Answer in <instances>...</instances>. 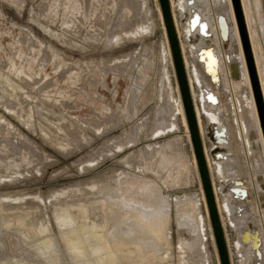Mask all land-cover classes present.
I'll return each mask as SVG.
<instances>
[{
    "label": "rangeland",
    "instance_id": "1",
    "mask_svg": "<svg viewBox=\"0 0 264 264\" xmlns=\"http://www.w3.org/2000/svg\"><path fill=\"white\" fill-rule=\"evenodd\" d=\"M171 2L230 262L256 264L243 235L264 234L233 95L225 77L224 90L210 82L185 16L190 8L213 24L212 1ZM231 2L213 0L217 15L238 25L227 51L240 57L242 49L247 60L251 83L239 79L235 97L252 128L255 98L264 135L252 45L241 2ZM203 44L220 49L216 35ZM198 75L219 95L218 108L207 106ZM220 121L229 132L225 162L214 156ZM145 182L159 201L143 193ZM205 199L159 0H0V264H220Z\"/></svg>",
    "mask_w": 264,
    "mask_h": 264
},
{
    "label": "bare ground",
    "instance_id": "2",
    "mask_svg": "<svg viewBox=\"0 0 264 264\" xmlns=\"http://www.w3.org/2000/svg\"><path fill=\"white\" fill-rule=\"evenodd\" d=\"M169 1L171 2V0H169ZM211 1H212L211 2L212 3L211 9L214 12L213 24L210 23L201 14H199L198 12H194V10H192L190 8L186 9L185 16H186L188 23H189V31H190L191 35H194L195 38L200 40L194 45L196 47V49L194 47V50L196 51V54L198 55V59L203 64V68H204V71L206 72L207 76L211 79V81L220 90H224L226 87L224 84V81H223V77H225L227 79V82H228V87H229L230 91L232 92L233 106H234V109L236 111V115H237V119H238L237 122L239 125L238 126L239 135L242 137V141H243L242 143H243V147L245 149L246 158L248 160L250 170L252 172V178H253L252 181H254V186H255V190H256V200H257V206H258V210H259L258 212L260 214V220H261V225H262L263 234H264V175L259 169H257V165L255 164L257 161V158L259 160V158H262V157H260L261 155L264 156L263 129H262L261 121H260V116H259V113L257 110V106L254 103L255 102V98L253 97L254 94L251 95L254 99V102L252 100H250V104L252 107V114L254 115L252 117H254V119H255L254 121L256 122V125H257V126L255 125L256 127L254 126L255 128L254 127L253 128L252 127H246V124H247V112L246 111H250V110H245L244 102L242 103V101H241L242 98L238 97L239 98L238 99L237 97H235L236 85H237L239 79H242V78L245 79L246 78V80L249 82V85L251 83L248 65H247V60H246V57L244 54V50L242 51V49L240 47V49H241L240 57H237V56H233L230 52H228L227 48L224 45V40L228 36L232 37L233 34H235V32L237 34V37L239 38L238 25L236 23H234L235 25L233 26V28H231V23L229 22V19L225 15H219L218 16L215 5L213 3V0H211ZM249 1H251V2L249 3L248 0H240L241 6L243 9L245 22H246L248 33H249L250 42L252 45V50H253V54H254V59H255V64H256L258 76H259L261 87H262L263 98H264V84H263L264 77H263V72H262L261 67H260L261 61H260V58H259L258 53H257V48L259 46L257 47L256 35L258 33L256 34L255 30H254L253 23L255 25L256 22L254 21L253 12H252L253 7L256 6L255 8H258L259 4H258L257 0H249ZM230 3H231V5H233L231 0H230ZM171 4H172V2L170 3L171 12H172L173 10H172ZM233 9L234 8H232V10ZM257 10H259V9H257ZM257 12H259V11H257ZM257 12H255V13H257ZM258 16H259V14H258ZM172 17H173V12H172ZM173 21H174V19H173ZM175 28H176V26H175ZM233 30H234V32H233ZM214 35H216L218 37V40L220 43V49L208 48L203 44V41L208 43L210 41L211 37H213ZM257 38H258V36H257ZM242 48H243V45H242ZM181 52H182V50H181ZM182 56H183V54H182ZM183 60H184V64H185V68H186V72H187L191 96H192L193 103H194V108H195V112H196L199 132L201 135L203 129L201 127L200 111H199L198 107L196 108V104L194 102L195 91H194V87H193L192 78H191V76L189 77V74H188V70H187L188 66H186L187 61H186L185 57H183ZM198 77L201 79L200 83H201V86L203 89L204 101H206V104L209 107L218 108L217 107L219 104L218 95L217 94L214 95L213 92L209 89V87H207L205 85L203 79L199 75H198ZM191 84H192V86H191ZM192 88H193V90H192ZM193 95H194V97H193ZM248 100L249 99H247V101ZM250 104H249V106H250ZM181 105H182V108L184 111L185 123H186L187 128L189 129L188 121L186 118V113H185V109H184V105H183L182 95H181ZM251 107H249V108H251ZM197 111H198V113H197ZM249 115H250V113H249ZM216 127H217V124L214 128V131L216 130ZM189 133H190V131H189ZM212 139L215 142L214 156L217 158L218 162L227 161L228 156H229L228 155L229 154V149H228L229 132H228V128H227L226 123H224V122L218 123L217 130L215 131V134L213 133ZM201 140H202V138H201ZM259 140L262 141L261 147L263 148L262 149L263 151H261V152H260V149L258 148V142H260ZM203 150H204L205 158H206V161L208 164V168L210 170L211 164L209 161V156H207V154L205 152L204 146H203ZM197 167H198V164H197ZM199 175H200V173H199ZM201 184H202V181H201ZM142 186L144 188V191H143L144 194L147 193L150 196V198L153 197L155 201L156 200L159 201L158 192L156 191V187L152 183L145 182L144 185H142ZM234 190H235L236 198L241 199V201H243V203L246 202V199H247V191H245L246 188L243 187L242 185H238L237 187H234ZM213 191H214V194H216L214 188H213ZM215 200H216V204H217L218 213H220V206H219L218 198L216 197V195H215ZM206 203H207V201H206ZM207 208H208V205H207ZM208 212H209V210H208ZM209 215H210V213H209ZM219 217H220V221H222L220 214H219ZM155 221H157V220H155ZM152 222H154V220ZM221 224H222V222H221ZM161 225H163V223ZM224 235H225V233H224ZM215 242H216V240H215ZM243 242H244L245 246L250 248V253H251L252 257L254 258L253 261H255L256 264H264V237L261 238L259 233L257 234V230H255V228L254 229L249 228L245 232V234L243 235ZM73 246L80 249L79 252H81L83 254L86 252H89V251H86L85 249H83L82 246H80L78 243H74ZM216 246H217V244H216ZM217 251H218V248H217ZM218 255H219V253H218ZM219 260H220V257H219ZM114 263H116L115 259L111 258V259H109V261L104 262L103 264H114ZM78 264H82V263L79 262ZM98 264H100V263H98ZM220 264H221V261H220Z\"/></svg>",
    "mask_w": 264,
    "mask_h": 264
},
{
    "label": "water",
    "instance_id": "3",
    "mask_svg": "<svg viewBox=\"0 0 264 264\" xmlns=\"http://www.w3.org/2000/svg\"><path fill=\"white\" fill-rule=\"evenodd\" d=\"M162 15L170 43L174 67L182 95L183 105L188 121L189 131L191 135L192 145L197 159L198 170L204 189L208 210L210 213L211 223L215 235V240L218 248L221 264H231L224 235V230L220 221L215 194L210 178L208 164L205 158L201 135L199 132L196 112L194 108L193 99L191 96L190 86L188 82L187 72L181 52V47L172 17L170 1L159 0Z\"/></svg>",
    "mask_w": 264,
    "mask_h": 264
},
{
    "label": "crops",
    "instance_id": "4",
    "mask_svg": "<svg viewBox=\"0 0 264 264\" xmlns=\"http://www.w3.org/2000/svg\"><path fill=\"white\" fill-rule=\"evenodd\" d=\"M208 78H209V77H208ZM209 80H210V82H211V79H210V78H209ZM204 83H205V82H204ZM205 85H206V83H205ZM206 86H207V85H206ZM207 87H209V86H207ZM213 94L216 95L215 92H213ZM218 97H219V95H218ZM219 105H220V99H219V104H218V106H219ZM202 106H203V105H202ZM207 106H208V105H207ZM218 106H217V107H218ZM208 107H209V106H208ZM215 108H216V107H215Z\"/></svg>",
    "mask_w": 264,
    "mask_h": 264
}]
</instances>
